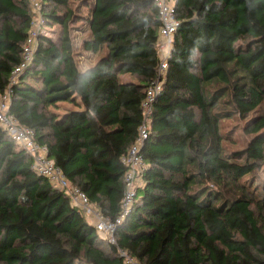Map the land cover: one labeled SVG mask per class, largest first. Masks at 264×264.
Listing matches in <instances>:
<instances>
[{
	"label": "trees",
	"instance_id": "1",
	"mask_svg": "<svg viewBox=\"0 0 264 264\" xmlns=\"http://www.w3.org/2000/svg\"><path fill=\"white\" fill-rule=\"evenodd\" d=\"M40 1L44 27L58 35L39 33L11 83L31 10L27 0H0V92L10 89L9 113L66 180L115 220L124 158L156 77L155 0ZM172 1L178 25L141 147L142 185L115 243L0 125V264H125L120 249L141 264H264V0ZM75 29L82 51L101 54L84 69ZM58 102L75 109L49 110ZM234 115L250 139L225 152L221 124Z\"/></svg>",
	"mask_w": 264,
	"mask_h": 264
},
{
	"label": "built area",
	"instance_id": "2",
	"mask_svg": "<svg viewBox=\"0 0 264 264\" xmlns=\"http://www.w3.org/2000/svg\"><path fill=\"white\" fill-rule=\"evenodd\" d=\"M31 10V21L28 33L23 44L22 61L14 68L10 82L14 83L17 75L31 62L34 54L39 33L45 25L42 15V4L40 0H27ZM157 13L160 20L158 29V40L156 44L158 63L155 71V79L151 81L145 90L141 103L142 121L138 127L137 137L130 146L125 158V191L121 200V211L119 216L112 220L95 210L85 194L79 187L71 185L65 178L61 169L55 165L53 160L47 157V146L40 144L35 139L34 131L20 125L15 117L9 113L10 89L6 88L0 92V125L12 136L18 147L24 149L31 157V168L38 174L48 178L54 185L62 189L70 198L71 203L81 209L85 216L89 217L96 230L112 244L115 243L113 233L116 224L123 219L129 211L136 190L142 185L141 177L145 169V163L141 155V147L150 130L153 102L156 95L162 89V81L167 69V57L172 47L174 35L178 25L174 2L172 0H155ZM120 256L125 264H141L126 251L119 250Z\"/></svg>",
	"mask_w": 264,
	"mask_h": 264
},
{
	"label": "rangeland",
	"instance_id": "3",
	"mask_svg": "<svg viewBox=\"0 0 264 264\" xmlns=\"http://www.w3.org/2000/svg\"><path fill=\"white\" fill-rule=\"evenodd\" d=\"M76 3H72L71 6L74 7ZM77 26L80 24H76ZM59 28L58 26L51 27H42V33L48 37L56 38L58 35ZM72 35L76 39V51L78 52L76 58L78 60V66L80 69L89 67L95 63V61L101 56V54H90L80 49V39L83 36L81 32L76 29L72 32ZM122 81H127L133 79L128 74L120 75ZM75 107L72 104L66 102H58L55 106L49 107V110L55 113H63L64 111L74 109ZM244 121L240 120L236 115L230 117L222 122L221 131L224 135V151L231 152L235 150H240L245 147L246 143L250 139V136L246 135L243 132ZM264 170L260 172V175L263 176ZM89 217H86L88 219ZM90 219V218H89ZM88 219V220H89Z\"/></svg>",
	"mask_w": 264,
	"mask_h": 264
},
{
	"label": "crops",
	"instance_id": "4",
	"mask_svg": "<svg viewBox=\"0 0 264 264\" xmlns=\"http://www.w3.org/2000/svg\"><path fill=\"white\" fill-rule=\"evenodd\" d=\"M75 109V108H74ZM65 112V111H64ZM89 219V218H88ZM90 220V219H89ZM90 222H91V220H90Z\"/></svg>",
	"mask_w": 264,
	"mask_h": 264
}]
</instances>
